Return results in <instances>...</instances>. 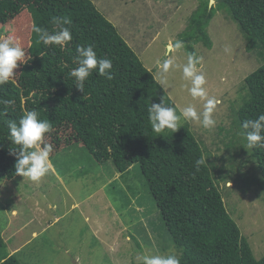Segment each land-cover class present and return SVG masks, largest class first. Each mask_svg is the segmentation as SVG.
<instances>
[{
  "label": "rangeland",
  "instance_id": "1",
  "mask_svg": "<svg viewBox=\"0 0 264 264\" xmlns=\"http://www.w3.org/2000/svg\"><path fill=\"white\" fill-rule=\"evenodd\" d=\"M93 1L156 79L158 62L167 58L166 46L183 42V49L172 51L178 67L166 74L168 83L163 88L180 109L192 105L202 114L206 99L190 95L191 84L182 73L188 54L200 58L198 68L206 78L207 98L218 101L212 114L216 125L205 129L197 121L188 122L203 146L228 211L256 258H261V173L250 149L245 148L236 118L247 95L246 78L263 64L256 48L225 9H217L206 26L210 47L197 34L187 39L185 34L195 28L191 16L200 0ZM31 17L24 10L7 24L0 22V37L18 42L26 62L31 57ZM23 65L14 70L12 79L18 80ZM44 142L53 146L52 166L39 182L19 175L0 182V231L10 250L16 246L10 253L18 252L24 264H137L143 263L145 255H180L140 164L121 173L112 159L96 160L68 123L46 135ZM63 146L67 147L56 152ZM34 217H42V222ZM31 218L33 223H28ZM34 229L37 234L32 236Z\"/></svg>",
  "mask_w": 264,
  "mask_h": 264
},
{
  "label": "trees",
  "instance_id": "2",
  "mask_svg": "<svg viewBox=\"0 0 264 264\" xmlns=\"http://www.w3.org/2000/svg\"><path fill=\"white\" fill-rule=\"evenodd\" d=\"M217 9L228 11L263 59V64L246 78L247 95L236 111L237 123L244 132L246 120L264 114V0H217L212 8L208 0H200L191 16L195 28L185 34L187 39L197 34L210 47L212 39L206 26ZM24 10L49 33L58 30L53 18L71 21L64 26L70 29L72 39L63 48L45 46L32 31L28 49L31 57L22 66L18 80L0 86V98L13 101L7 108L0 105V182L17 175L8 121L18 122L23 114L36 110L40 119L52 124V131L68 123L96 160L112 159L121 173L140 164L180 252V264H264V256L256 258L228 211L190 123L184 122L175 133L168 129L160 134L153 132L148 118L151 103H160L163 98L177 109V114L180 109L94 1L0 0V22L7 24ZM89 45L98 58L112 60L113 78L108 80L94 71L85 82L84 95L69 73L78 66L74 63L77 46ZM250 152L264 191V148ZM202 157L207 164L197 171L195 161ZM7 242L0 231V264H24L18 252L10 253L16 246L10 250Z\"/></svg>",
  "mask_w": 264,
  "mask_h": 264
},
{
  "label": "clouds",
  "instance_id": "3",
  "mask_svg": "<svg viewBox=\"0 0 264 264\" xmlns=\"http://www.w3.org/2000/svg\"><path fill=\"white\" fill-rule=\"evenodd\" d=\"M215 4L216 0H208L209 8L214 7ZM70 23L71 21L67 19L61 21L59 18H53V24L57 26L58 30L49 33L33 22L32 31L36 34L38 42H42L45 46L54 45L63 48L72 39L70 29L64 26ZM183 48L184 44L180 40L174 43L170 42L166 46L165 57L167 58L162 62H158L159 73L157 81L162 87L168 83L166 74L173 67H178V65H175L174 58L172 57V51H178ZM76 53L74 63L78 66L69 73V76L73 78L74 86L81 93L86 94L85 82L94 71L99 76L106 77L108 80L113 78L111 71L112 60L98 58L96 51H94L91 45L77 46ZM25 57V51L12 37H0V86L8 83L13 78L15 74L14 70L19 65L26 63ZM199 63V57L194 53L188 54L187 62L182 66V73L183 79L191 84V87L188 88L190 95L194 99H206L203 113H198L194 106L189 105L183 109L178 107L180 112L177 114V109L167 105L162 98L160 103H151L148 109L149 123L153 132L160 134L168 129L175 133L180 129L182 121L189 120L199 122L205 129L215 127L216 121L213 119L212 114L218 101L207 98L208 93L204 87L206 78L198 68ZM12 103L13 101L11 100L0 98V105H4L5 108ZM39 116V112L32 110L23 114L18 122L14 120L8 121L9 140L11 145L14 146L11 147V154L16 156L15 172L17 175L26 177L33 182H39L52 166L50 153L53 151V146L44 142L45 134L52 131V124L46 119H40ZM242 128L245 130L242 133L246 140L245 148H264V114L259 115L254 120H246ZM205 164H207L206 159L203 157L196 160L197 171ZM142 260L143 264H180V260L175 254L167 256L145 255L142 257Z\"/></svg>",
  "mask_w": 264,
  "mask_h": 264
},
{
  "label": "crops",
  "instance_id": "4",
  "mask_svg": "<svg viewBox=\"0 0 264 264\" xmlns=\"http://www.w3.org/2000/svg\"><path fill=\"white\" fill-rule=\"evenodd\" d=\"M13 211L15 212V209H13ZM59 216L58 217H56V220H59ZM34 219H35V221H40V223L42 222L41 221V219H43L42 217H40V218H38V217H34ZM33 218H31L29 221H28V223H33V220H34ZM56 220H54V221H56ZM53 221V222H54ZM39 223V224H40ZM43 229H44V226H43ZM37 234V230H33V232H32V236H35ZM16 248V247H15Z\"/></svg>",
  "mask_w": 264,
  "mask_h": 264
}]
</instances>
